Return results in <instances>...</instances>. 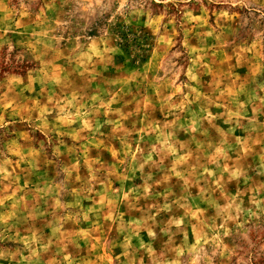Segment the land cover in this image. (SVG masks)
<instances>
[{"label": "rangeland", "instance_id": "rangeland-1", "mask_svg": "<svg viewBox=\"0 0 264 264\" xmlns=\"http://www.w3.org/2000/svg\"><path fill=\"white\" fill-rule=\"evenodd\" d=\"M0 264H264V0H0Z\"/></svg>", "mask_w": 264, "mask_h": 264}]
</instances>
